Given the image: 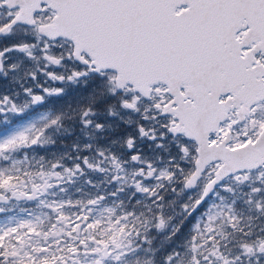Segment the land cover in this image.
Here are the masks:
<instances>
[{
	"label": "snow or ice",
	"instance_id": "snow-or-ice-1",
	"mask_svg": "<svg viewBox=\"0 0 264 264\" xmlns=\"http://www.w3.org/2000/svg\"><path fill=\"white\" fill-rule=\"evenodd\" d=\"M0 264H264V0H0Z\"/></svg>",
	"mask_w": 264,
	"mask_h": 264
}]
</instances>
